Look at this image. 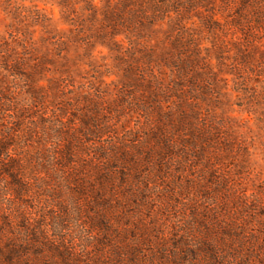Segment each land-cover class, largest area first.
<instances>
[{"label": "rangeland", "instance_id": "1", "mask_svg": "<svg viewBox=\"0 0 264 264\" xmlns=\"http://www.w3.org/2000/svg\"><path fill=\"white\" fill-rule=\"evenodd\" d=\"M0 264H264V0H0Z\"/></svg>", "mask_w": 264, "mask_h": 264}]
</instances>
